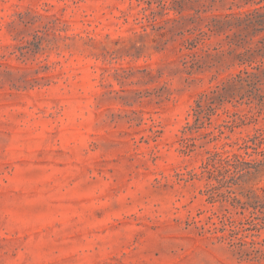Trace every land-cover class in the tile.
Returning a JSON list of instances; mask_svg holds the SVG:
<instances>
[{
	"label": "rangeland",
	"instance_id": "obj_1",
	"mask_svg": "<svg viewBox=\"0 0 264 264\" xmlns=\"http://www.w3.org/2000/svg\"><path fill=\"white\" fill-rule=\"evenodd\" d=\"M249 63L264 0H0V264H264L262 215L193 176L264 127V76L185 130ZM230 190L263 204L264 171Z\"/></svg>",
	"mask_w": 264,
	"mask_h": 264
},
{
	"label": "trees",
	"instance_id": "obj_2",
	"mask_svg": "<svg viewBox=\"0 0 264 264\" xmlns=\"http://www.w3.org/2000/svg\"><path fill=\"white\" fill-rule=\"evenodd\" d=\"M251 63H249V66ZM262 65L251 66L252 71H240L237 74L231 75L229 78L221 80L213 88L205 93L201 94L200 98L195 102V107L192 108L194 121L193 124H187L185 130L189 132L193 129L197 131L204 128V123H210L211 116L215 113L218 106L224 102H231L234 100L236 103L247 105L253 104L250 99V95L257 94L260 90L258 87L261 83V79L264 76V70L261 69ZM237 96V98H236ZM261 100L255 104L257 113L262 112ZM242 117L246 118L244 114ZM226 125H218L215 129L218 130V134L213 131L203 132L201 137L206 139L204 143L199 145L200 148L206 144L217 141L220 135L223 134L221 127ZM183 131L184 135L186 134ZM181 141H184V145L180 149L184 155H189L194 151L196 145L194 143H187L188 138L182 136ZM228 146L232 150H225L224 147ZM204 156L199 166V173L193 174L195 177L204 178L205 190L204 194L207 196L208 202H213V191L221 188H229L228 193H233L234 196L231 200L239 205H248L253 208L254 213L258 212L262 215V224L253 223L252 230L259 231L264 228V203H258V196L255 192L252 198L253 203L243 202L236 195L235 192L230 190L233 186H240L245 183L251 175H256L264 171V127H259L254 130L251 136H246L241 139V142L234 141L231 143H224L220 150H204ZM248 192V193H249ZM246 194L247 198H250Z\"/></svg>",
	"mask_w": 264,
	"mask_h": 264
}]
</instances>
